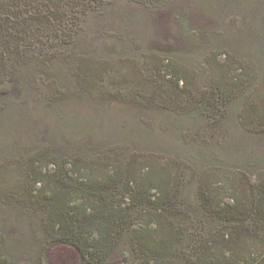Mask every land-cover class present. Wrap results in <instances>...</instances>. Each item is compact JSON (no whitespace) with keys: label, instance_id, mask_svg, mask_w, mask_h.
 Here are the masks:
<instances>
[{"label":"rangeland","instance_id":"1","mask_svg":"<svg viewBox=\"0 0 264 264\" xmlns=\"http://www.w3.org/2000/svg\"><path fill=\"white\" fill-rule=\"evenodd\" d=\"M172 1L187 15L197 10L203 16L195 20L197 24L201 21L205 28L226 34L217 42L219 47L226 44L230 54L211 55L208 77L197 70L190 85L176 86L168 67L157 72L160 58L195 70L194 57L181 61L179 56L184 51L196 55L198 50V56L209 54V46L202 49L180 32L171 10L142 0H103L81 17L82 28L73 44L58 46L56 41L43 45L48 55L61 54L42 65H22V70H35L37 79L28 71L20 83L22 96L14 93L7 106L0 105V172L7 164L25 163L34 152L47 151L58 160L76 157L89 161L93 175L121 165L147 171L148 165L153 175L163 174L170 182L180 179L182 190L170 209L181 217L183 245L190 258L195 257L199 242L226 226L201 206V181L196 176L221 177L225 201H232L231 187L251 198L264 181V116L259 117L264 115V60L262 67L252 56L247 61L251 82L247 76L241 82L226 64L249 56L248 51L253 54L257 43L264 44V0ZM245 41L252 46L246 53ZM26 52L33 54L32 46ZM82 61L90 70L80 69ZM83 71L95 81L88 90L83 87ZM213 76L227 89L239 88L241 83L242 88L230 97H214L208 115H190L188 111L202 93L215 94ZM242 111L246 119L240 121L236 117ZM210 155L212 163L220 164H204L203 159ZM22 175L1 177L0 182L22 184ZM2 200L0 228L8 232L14 253L22 248L33 257L43 243V214L26 211L21 202L11 205ZM248 239L255 251L264 252L261 240ZM191 240L195 247L190 246ZM45 260L47 264H82L77 248L63 242L51 244Z\"/></svg>","mask_w":264,"mask_h":264},{"label":"trees","instance_id":"2","mask_svg":"<svg viewBox=\"0 0 264 264\" xmlns=\"http://www.w3.org/2000/svg\"><path fill=\"white\" fill-rule=\"evenodd\" d=\"M142 1L171 10L185 37L195 41L198 47L201 44L202 49L205 45L210 47L208 55L198 56V50L196 55L184 51L179 56L181 61L185 57L188 60L194 57L195 70L171 60L164 63L166 57L158 60L157 72L162 73L168 67L173 72L176 86L180 83L190 85L197 78V70L208 77L213 53L216 57L219 52L230 54L226 44L219 47L217 42L226 34H220L219 29L205 28L201 21L197 24L195 20L203 17L197 10L187 15L186 11L174 6L172 0ZM102 3L103 0H0L2 108L9 104L14 93L22 96L20 87L28 71L37 79L35 70L28 67L22 70V65L45 64L49 58L61 54L52 52L48 55L43 45H53L56 41L58 46L60 43L73 44L75 35L82 28L81 17ZM66 5L69 10L65 9ZM31 46L34 52L28 55L26 51ZM244 46V53L252 47L248 41ZM215 48L217 51H213ZM263 48V42L257 43L255 51L251 49L253 54L248 51L249 56H241L236 63L233 60L226 62L228 71L234 72L241 82L244 76L251 82L247 61L252 56L259 60L258 63L263 62ZM15 64L19 66L11 70ZM83 66L91 67L85 61L81 62L80 69ZM84 74L83 87L88 90L95 81ZM212 81L216 86L215 94L202 93L190 109L192 111H188L190 115H208L214 97H230L243 85L227 89L217 77L213 76ZM58 95L54 94L55 97ZM253 115L250 111L249 116ZM263 116L259 115L260 118ZM236 118L245 120L244 111ZM210 157L203 159L204 164H220L212 163L213 155ZM90 166L89 161L76 157L54 159L47 151L34 152L25 163L5 165L0 178L5 180L20 172L27 185H3L0 182V201L5 199L11 205L21 202L26 211H41L43 243L33 257L22 248L19 253H14V243L8 232L0 228V264H47L46 250L58 242L75 246L82 256V264H112L114 258H118L114 264H264V252L255 251V245L248 239L254 237L264 244V181L258 184L256 195L251 198L243 197L238 189L231 187L232 201H225L221 177L209 178L202 173L196 176L201 181V206L208 216L222 220L226 226L207 235L199 246L195 247L191 240L190 246L197 252L195 257L189 258L184 248L185 230L178 221L181 217L170 209L182 190V180L170 182L163 174L153 175L148 165L147 171L136 170L134 166H115L100 176L90 174ZM142 173L148 174V178H143ZM249 220L251 223L245 224L244 221ZM234 221L238 224H229Z\"/></svg>","mask_w":264,"mask_h":264}]
</instances>
